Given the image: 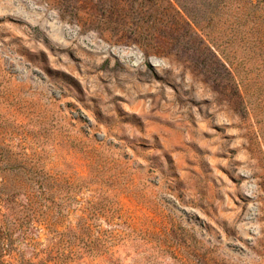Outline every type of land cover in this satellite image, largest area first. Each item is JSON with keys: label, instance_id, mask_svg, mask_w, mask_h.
Listing matches in <instances>:
<instances>
[{"label": "rangeland", "instance_id": "374dc122", "mask_svg": "<svg viewBox=\"0 0 264 264\" xmlns=\"http://www.w3.org/2000/svg\"><path fill=\"white\" fill-rule=\"evenodd\" d=\"M0 264H264V0H0Z\"/></svg>", "mask_w": 264, "mask_h": 264}]
</instances>
